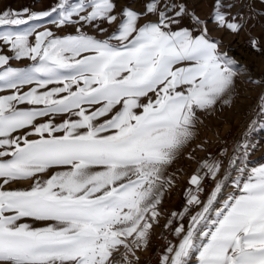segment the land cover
<instances>
[{
	"label": "snow or ice",
	"instance_id": "6c2138e0",
	"mask_svg": "<svg viewBox=\"0 0 264 264\" xmlns=\"http://www.w3.org/2000/svg\"><path fill=\"white\" fill-rule=\"evenodd\" d=\"M116 8V0H57L48 11H0V26L54 14L58 28H74L0 32L14 53L0 54V86L14 90L0 95V264H119L121 248L134 256L158 221L167 170L194 138L197 112L231 102L237 62L187 4ZM212 19L232 32L243 27L226 19L219 0ZM13 58L33 63L7 66ZM241 147L222 201L221 163L201 161L190 184L202 191L203 171L215 187L206 201L189 191L188 204L200 210L175 228L179 242L162 264H188L193 252L198 264H264V164L249 167L250 146Z\"/></svg>",
	"mask_w": 264,
	"mask_h": 264
},
{
	"label": "rangeland",
	"instance_id": "374dc122",
	"mask_svg": "<svg viewBox=\"0 0 264 264\" xmlns=\"http://www.w3.org/2000/svg\"><path fill=\"white\" fill-rule=\"evenodd\" d=\"M146 2L147 0H116V11L131 8L143 12ZM174 2L187 4L190 11H194L200 19L207 22L210 35L222 41L221 50L237 62L238 75L235 87L229 97L230 103H218L215 108L209 111L197 112L194 138L184 147L167 170V175L171 178L172 183L163 195L162 203L159 206L160 216L158 221L153 224L147 244L134 249V256L131 253L126 254L125 250L121 248L120 253L116 255L119 264H127V261H131V264H147L148 256L156 250L166 228L174 224H177L176 227L183 224L187 228L191 216L200 210L199 206L195 205V211L190 214L188 220H183L181 215L172 217L171 214L184 212L183 209L179 208V202L184 198L190 199L189 191L195 195L197 186L191 185L190 179L192 175L197 174V167L201 161L215 159L221 163V172L217 174V177L219 175L218 179L223 180L225 185L222 194L218 196V200L221 201L233 190L232 179H228L226 176L234 178L236 175L234 168L239 166V160L236 165H231L229 162L233 157L243 158L244 149L241 145L246 142L250 146L247 159L249 167L264 164V113L259 112L260 97L264 96V0H219L220 11L226 14V19L232 20L234 17L235 22L243 25L238 32L218 27L212 19V14L217 7V0H174ZM56 3L57 0H0V11L9 9L21 11L24 8H28L32 12L48 11ZM53 19H55L54 14L52 17L29 21L24 25L0 26V32H24L33 26H38L36 27L37 31L48 28L57 35L74 33V28L71 25L58 28L51 22ZM144 19L155 20L156 17L149 15ZM183 24L189 27L193 26L188 18H185ZM102 27H107L111 31L115 25L109 26L105 23ZM85 30L92 35H103L91 27ZM30 39H34V37H30ZM253 40L256 41L257 47L253 46ZM0 54L14 56L10 46L3 44V42H0ZM32 63L28 58L20 60L13 58L7 66L27 68ZM3 67L0 66V70ZM29 87L31 86L24 85L20 91L26 92ZM12 91L14 90L0 86V95H8ZM18 107L30 106L18 105ZM61 119L62 117H57L54 122L59 123ZM254 120L256 124L249 128ZM38 122L42 121L38 119ZM30 138L37 137L32 136ZM200 175L203 176L200 188L207 192L204 187L214 179L204 175L203 171L200 172ZM21 186L24 185L10 184L8 187L18 188ZM206 194L204 199H200L201 201L207 200L209 194ZM169 219L172 221L171 224H168ZM166 224L167 227H165ZM178 242L179 237L173 230L172 238L167 241V245L160 252L159 258L152 264H162V258L167 254L168 247L172 244H178ZM125 255L127 260H125ZM197 255L193 252L188 258V264H198Z\"/></svg>",
	"mask_w": 264,
	"mask_h": 264
},
{
	"label": "built area",
	"instance_id": "2783aa9c",
	"mask_svg": "<svg viewBox=\"0 0 264 264\" xmlns=\"http://www.w3.org/2000/svg\"><path fill=\"white\" fill-rule=\"evenodd\" d=\"M219 178V175L217 177V179ZM215 187V181H212V182H208L206 184V186L204 187V189L207 191V192H204L203 189L202 191H195V195H198L200 199H204L205 198V194L208 195L212 190L213 188ZM187 207L188 211L185 212V208ZM179 208L180 209H183L184 212H183V215H182V219L184 220H188L189 217H190V214L195 211V205H189L188 204V199H183L179 202ZM176 225L177 224H174L173 226H170L169 228H166L165 231H164V236L162 238V240L157 244V248L156 250L148 256L147 258V264H152L156 259L159 258V255H160V252L165 248V246L167 245V241L169 239L172 238V232L173 230H175L176 228Z\"/></svg>",
	"mask_w": 264,
	"mask_h": 264
},
{
	"label": "trees",
	"instance_id": "16d2710c",
	"mask_svg": "<svg viewBox=\"0 0 264 264\" xmlns=\"http://www.w3.org/2000/svg\"><path fill=\"white\" fill-rule=\"evenodd\" d=\"M201 164V163H200ZM200 168V165L197 167V169Z\"/></svg>",
	"mask_w": 264,
	"mask_h": 264
}]
</instances>
